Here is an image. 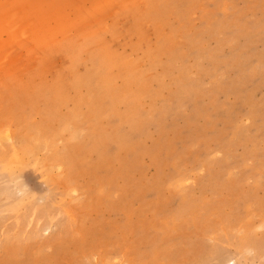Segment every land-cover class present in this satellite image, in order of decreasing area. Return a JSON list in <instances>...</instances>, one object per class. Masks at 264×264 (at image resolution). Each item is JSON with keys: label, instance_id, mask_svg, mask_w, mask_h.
I'll return each mask as SVG.
<instances>
[{"label": "rangeland", "instance_id": "374dc122", "mask_svg": "<svg viewBox=\"0 0 264 264\" xmlns=\"http://www.w3.org/2000/svg\"><path fill=\"white\" fill-rule=\"evenodd\" d=\"M0 264H264V0H0Z\"/></svg>", "mask_w": 264, "mask_h": 264}]
</instances>
